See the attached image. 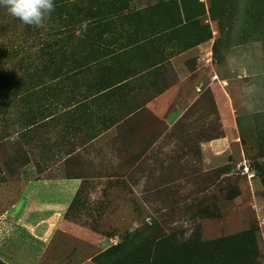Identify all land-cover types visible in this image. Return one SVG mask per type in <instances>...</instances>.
Returning <instances> with one entry per match:
<instances>
[{"label":"rangeland","instance_id":"obj_1","mask_svg":"<svg viewBox=\"0 0 264 264\" xmlns=\"http://www.w3.org/2000/svg\"><path fill=\"white\" fill-rule=\"evenodd\" d=\"M32 171L81 180L59 264H264V0L0 7V211Z\"/></svg>","mask_w":264,"mask_h":264},{"label":"crops","instance_id":"obj_2","mask_svg":"<svg viewBox=\"0 0 264 264\" xmlns=\"http://www.w3.org/2000/svg\"><path fill=\"white\" fill-rule=\"evenodd\" d=\"M160 115L165 117L166 113ZM228 135L210 147L222 145L220 152H226L235 137L232 131ZM80 185L81 180L72 177L39 178L34 171L25 175L17 198L0 211V264L63 261L64 257L46 251L57 244V234L64 229V214Z\"/></svg>","mask_w":264,"mask_h":264},{"label":"clouds","instance_id":"obj_3","mask_svg":"<svg viewBox=\"0 0 264 264\" xmlns=\"http://www.w3.org/2000/svg\"><path fill=\"white\" fill-rule=\"evenodd\" d=\"M0 7L22 24L38 28L54 12V0H0Z\"/></svg>","mask_w":264,"mask_h":264},{"label":"trees","instance_id":"obj_4","mask_svg":"<svg viewBox=\"0 0 264 264\" xmlns=\"http://www.w3.org/2000/svg\"><path fill=\"white\" fill-rule=\"evenodd\" d=\"M43 44L46 45V46H47V45H50L49 42H48L47 40L44 41ZM72 201H73V200H72ZM133 235H134V234H132V236H133ZM164 237H165V236H161V237H159V239H158V236H157V238H156L157 242H156V243H158V241H161ZM191 242H192V241L190 240L189 243H191ZM142 246H144V251H146V250H147V249H146L147 247H145V244H142ZM117 250H118V246L115 247V251H117ZM148 251H149V253L151 252L150 249H149ZM219 263H221V262H219ZM222 264H224V263H222Z\"/></svg>","mask_w":264,"mask_h":264}]
</instances>
